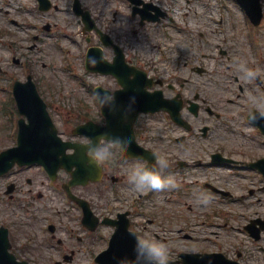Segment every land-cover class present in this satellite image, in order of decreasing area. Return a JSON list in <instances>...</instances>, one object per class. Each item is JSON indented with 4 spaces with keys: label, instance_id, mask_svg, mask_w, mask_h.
I'll list each match as a JSON object with an SVG mask.
<instances>
[{
    "label": "rangeland",
    "instance_id": "374dc122",
    "mask_svg": "<svg viewBox=\"0 0 264 264\" xmlns=\"http://www.w3.org/2000/svg\"><path fill=\"white\" fill-rule=\"evenodd\" d=\"M56 1L60 7L57 11L41 13L36 10V0H0V66L6 72L0 76V152L16 144L15 120L19 117L15 110L12 113L10 92L16 80L26 81L28 75L33 77L64 139L83 122L82 114L96 118L94 87L111 84L100 75L86 73L87 43L82 37V24L72 13L71 0ZM188 1L155 0L174 21L165 20L143 28L136 35L141 45L130 29L137 27V22L124 1L83 0V4L98 15L99 25L106 26L112 34H124L123 43L139 67L159 75L167 84L176 85L187 98L200 92L221 114L219 120L204 115L206 125L213 131L206 139H189L186 144L190 147H182L169 135L168 140L164 137V156L172 159L165 175H171L176 186L164 188V194L154 195L149 204L158 206L153 209L160 213L164 207V230L157 226L152 229L159 234L157 240L168 245L169 261L179 259L183 252L218 251L232 258L243 253L244 257L239 259L242 264H247V260L249 264H264V237L256 241L245 230L251 221H264L261 176L244 166L235 168L226 164L180 172L174 168L179 159L207 161L209 157L201 149L203 144L210 151H222L238 162L235 164L253 162L264 156L260 133L243 116L252 106L264 111V21L252 31L253 26L234 0ZM261 2L264 10V0ZM46 23L52 25L51 32L43 30ZM36 35L40 39L36 40ZM198 68L206 73L198 74ZM249 70L255 74L249 76ZM258 75L261 84L257 82ZM200 125L196 123L197 127ZM153 133L158 134L155 129ZM181 134L186 133L177 127L175 137ZM194 141L197 143L192 145ZM24 175L21 178L26 190L23 198L29 188L40 189L45 198L31 199L30 208L25 203H8L7 199L0 198V226L10 229L17 255L32 264H55V260L62 259L61 254L48 249V245H58L56 241L60 238L66 244L58 247L78 251L70 264H96L94 259L106 248V242L103 239L79 241V234L71 230L79 231V213L74 209L73 216L57 214L59 209H66L65 195L47 188L48 178L38 167L30 168ZM26 176L33 180L32 186L25 182ZM60 177L54 185L56 189L69 178L65 174ZM204 182L229 192L231 197L212 194L211 201L203 204L199 198L201 192H206L200 189ZM112 186L117 187L108 179L77 188L75 192L101 206L112 197ZM130 190L128 187L127 191ZM44 217L58 225L56 239L48 233V220ZM255 227L260 226L255 223ZM106 231L109 230L98 232L104 235Z\"/></svg>",
    "mask_w": 264,
    "mask_h": 264
},
{
    "label": "water",
    "instance_id": "95a60500",
    "mask_svg": "<svg viewBox=\"0 0 264 264\" xmlns=\"http://www.w3.org/2000/svg\"><path fill=\"white\" fill-rule=\"evenodd\" d=\"M240 2L248 10L250 16L256 21V23H258L262 14L259 0H254L253 3H250L249 0H240ZM92 69L94 70V68ZM15 94L20 103L21 111L28 115L30 119V125L26 126L21 122L20 146L5 152L0 156V174L7 171L15 162L24 164L45 162L48 163L47 165L51 166L54 171L61 166L70 168L72 165H77L75 160L70 161L71 159L69 160L68 157H64V152L67 147H60L58 145L59 142L57 141L56 131L53 129L46 113L45 106L38 98L35 85L32 82L24 85L17 84ZM147 109L148 108L145 107L137 108L136 113ZM49 149L58 151V153H60L59 155H62L63 158L59 159L57 154L56 157H53ZM78 165V171L75 174L77 182H79L78 176L85 167V161L83 162L82 160H79ZM90 168L92 171L90 178L95 179L98 172L94 169L93 163ZM84 180L86 179L84 178L80 182ZM123 241L125 242V245L123 244ZM135 244L136 240L132 241L129 237H126L125 240L121 235H116L111 242L112 248L104 254L99 261L104 264H130L128 258H123L122 256H124V254H119L118 252L126 250L124 248L130 247L131 250L127 249V251L134 252ZM115 257H121L119 263L116 261ZM207 257L209 258L203 260H199L198 257H192V262H194L193 264H222L220 262L222 258L219 256ZM0 264H27L24 262L17 263L14 257L8 253L6 235H0Z\"/></svg>",
    "mask_w": 264,
    "mask_h": 264
},
{
    "label": "flooded vegetation",
    "instance_id": "af4514ba",
    "mask_svg": "<svg viewBox=\"0 0 264 264\" xmlns=\"http://www.w3.org/2000/svg\"><path fill=\"white\" fill-rule=\"evenodd\" d=\"M124 1H126L127 4L130 6V3L128 0H124ZM138 8H142L141 5L138 6ZM86 39L88 40L87 37H86ZM115 42L117 43L116 40H115ZM105 52H106V56H107L108 60L113 61V59L115 57L114 50H112L111 48H107L105 50ZM124 54H125V60H126V62L124 61V63H125L127 68L131 69V67H137L138 66L137 62H135V60H134V57L129 52H127V53L124 52ZM153 78L159 79L157 75ZM107 89L112 91V95H114L116 91L121 89V87L118 84V82L115 80L113 83V87L111 89L110 88H107ZM177 96H180V98H182V100L184 101V109L182 110V113H183V116L185 118H187L189 123L191 124L192 131L190 134L195 133V136L199 137V133L195 131L196 123H199V125L201 124L203 127H206L207 126L206 125V117H204V115L209 117V118L214 117L212 115L213 113L208 108V106H210V105L205 103L206 100L203 99L199 93H193L192 99H186L184 97V95L182 93H180V91H176V87L174 85L167 84L166 82H164V97L171 100ZM190 100H192V101L195 100V101H198L199 103L202 102V104H200L198 106L196 112H193L189 109L191 107ZM157 116H159V115H150V114L140 115L138 117V119L136 120V123H135V135H136V138L140 141V143H142L143 145H145L148 148H153L156 151H159L158 156L165 158V156H164V133H165V135H169V132L172 131V129H173L171 127L173 123L170 121L167 113H164V119H160L158 121H155V122H162L164 124V126L163 127L160 126V129L158 130V132H161V137L157 138L150 133V128L153 127V125L152 126L150 125L151 124L150 119L156 118ZM101 123L102 124L105 123V120L102 116H101ZM207 127H206V131H208V132H207V135L205 134L206 136L204 138L210 137V134L213 131V128H211L210 126H207ZM109 155H110V153L106 156H109ZM167 160H169V159H167ZM133 162L136 164L139 161L136 160ZM140 163H142V162H140ZM157 165H158V163H157ZM107 167L109 168L110 166L107 165ZM168 169H169V162H168V167L165 170L167 171ZM112 170L116 175L119 176V178L116 182V184L118 185L117 199L114 200L110 205H101L100 206V204L98 202H93L92 208H93L94 212L101 218L108 216L112 219L118 218L120 214L127 213L129 221H130V226L133 229H136L135 231L140 236L148 237L147 225H143V224L139 223V220L144 219V218H149V217H154V218L158 217V216L153 215V211H152L153 207L150 204H148V198L151 195H149L147 193V190L140 191V190H137L136 188H134V186L129 182V180L126 179L127 173L124 172V171H126V169H122L121 167L117 166L115 163L113 165ZM18 180H19V178H17L15 183H14L15 184V188H14L15 192H17L18 185L16 182ZM128 185H130L133 188L129 192V195H127V193L125 192ZM30 192H31V190H30ZM113 204L116 205L115 209L112 206ZM104 211H107V214L103 215V217H102V214ZM161 214H162V216H164V207L161 208ZM152 222H153L152 219L148 220V223H152ZM71 253L74 254V251H71Z\"/></svg>",
    "mask_w": 264,
    "mask_h": 264
},
{
    "label": "clouds",
    "instance_id": "9594fccd",
    "mask_svg": "<svg viewBox=\"0 0 264 264\" xmlns=\"http://www.w3.org/2000/svg\"><path fill=\"white\" fill-rule=\"evenodd\" d=\"M83 2V0H82ZM97 57L90 56L88 58V63L96 64ZM255 73L249 70L248 75L252 76ZM97 100L100 101L102 98L104 100L101 106L108 105L109 103H115L114 95L108 93L97 92ZM261 115H264V111L261 112ZM255 118V116H253ZM115 132L116 138L113 139V133ZM131 136L127 132L120 130H108L107 135L101 134L95 142L87 143L84 146V155L85 158L90 162H95L97 159L112 153L114 146L127 147L131 143ZM118 140H122V143L117 144ZM137 161L140 160L139 157L136 158ZM157 163L159 165V170H154L146 166L144 163L137 162L131 168L130 174L128 176L129 182L137 190H161L166 187L172 186L175 187V181L171 175H164V170L168 167V160L163 157H157ZM202 195L199 198L203 204H208L212 195L208 192H201ZM135 250L139 256L140 252H147L148 256L155 261V264H168L169 262V250L168 245L162 241H159L155 238L145 236H137Z\"/></svg>",
    "mask_w": 264,
    "mask_h": 264
}]
</instances>
